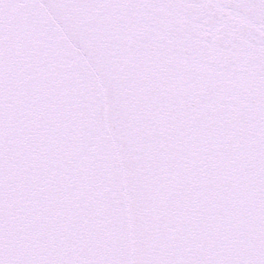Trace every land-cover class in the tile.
<instances>
[{"label": "snow or ice", "instance_id": "obj_1", "mask_svg": "<svg viewBox=\"0 0 264 264\" xmlns=\"http://www.w3.org/2000/svg\"><path fill=\"white\" fill-rule=\"evenodd\" d=\"M0 264H264V0H0Z\"/></svg>", "mask_w": 264, "mask_h": 264}]
</instances>
